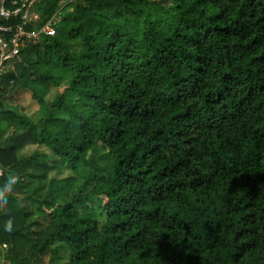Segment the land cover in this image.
<instances>
[{"label":"trees","instance_id":"1","mask_svg":"<svg viewBox=\"0 0 264 264\" xmlns=\"http://www.w3.org/2000/svg\"><path fill=\"white\" fill-rule=\"evenodd\" d=\"M68 6L0 75V264H264V0Z\"/></svg>","mask_w":264,"mask_h":264},{"label":"built area","instance_id":"2","mask_svg":"<svg viewBox=\"0 0 264 264\" xmlns=\"http://www.w3.org/2000/svg\"><path fill=\"white\" fill-rule=\"evenodd\" d=\"M39 0H19L13 2V10L3 7V0L0 4V18L9 22L16 21L15 24L0 25V75L5 64L11 63L18 55L19 48L23 44L35 45L40 40L41 36H53L54 26L57 16L62 10L72 8L68 5L74 0H65L59 4L58 10L52 18L47 21L37 32H28L25 28L28 25L35 24L39 20V16L34 12L33 6ZM1 173V170H0Z\"/></svg>","mask_w":264,"mask_h":264},{"label":"rangeland","instance_id":"3","mask_svg":"<svg viewBox=\"0 0 264 264\" xmlns=\"http://www.w3.org/2000/svg\"><path fill=\"white\" fill-rule=\"evenodd\" d=\"M171 0H163V3H170ZM58 10V9H57ZM56 10V11H57ZM55 11V12H56ZM71 9H67L65 13H68ZM64 10L61 11L60 15L57 16V19L62 16ZM73 49H76L75 46H72ZM33 58V57H31ZM61 92V89H52L48 96L46 97V101L49 103L53 101L54 97ZM6 100V107L3 109L8 112H15L17 115H22L24 117H28L30 120H34L37 117V104L31 100V94L26 90H17L13 92ZM23 123L20 121L17 123V127L22 128ZM39 150L34 148L33 146L25 148L20 155L28 156L32 154L34 151ZM41 152L48 153L45 149H40ZM73 175L71 170H68L65 167L57 165L55 170H50L47 174V179L44 182H47L50 178H55L58 180L65 179L71 177ZM52 255H48L44 258L42 264H68V253L62 245L56 244L54 245ZM1 264H9L5 261H2Z\"/></svg>","mask_w":264,"mask_h":264},{"label":"clouds","instance_id":"4","mask_svg":"<svg viewBox=\"0 0 264 264\" xmlns=\"http://www.w3.org/2000/svg\"><path fill=\"white\" fill-rule=\"evenodd\" d=\"M14 182H15L14 180L10 181V183H14ZM5 190H10L9 185H5L3 188H0V197H2L3 192H4Z\"/></svg>","mask_w":264,"mask_h":264}]
</instances>
